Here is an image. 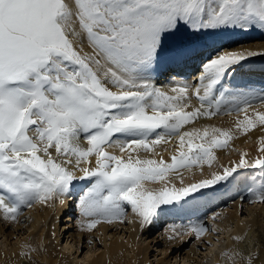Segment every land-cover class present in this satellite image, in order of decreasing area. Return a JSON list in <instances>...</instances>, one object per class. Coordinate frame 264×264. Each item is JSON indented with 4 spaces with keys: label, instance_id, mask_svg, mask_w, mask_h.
<instances>
[{
    "label": "snow or ice",
    "instance_id": "1",
    "mask_svg": "<svg viewBox=\"0 0 264 264\" xmlns=\"http://www.w3.org/2000/svg\"><path fill=\"white\" fill-rule=\"evenodd\" d=\"M253 27L264 30V0H0L3 220L17 223L21 210L36 203L63 206L74 181L88 180L77 204L82 230L122 221L125 204L143 229L162 206L195 201L204 195L200 189L235 179L237 169L264 174L261 136L260 154L251 160L241 151L238 161L209 178L181 187L147 186L178 169L211 165L214 150L228 147L230 129L205 124L183 130L194 120L235 112L244 114L234 123L241 132L264 126V111L253 107L264 105V89L233 93L224 86V77L242 73L241 62L259 53L209 43L220 31ZM200 48L210 55L202 57L194 85H157L158 76L176 71ZM173 138L168 161L134 155L152 153ZM250 202L264 203V180L250 189ZM206 231L203 223L166 229L170 240L199 239ZM221 256L254 264L251 253L246 260L236 251Z\"/></svg>",
    "mask_w": 264,
    "mask_h": 264
},
{
    "label": "bare ground",
    "instance_id": "2",
    "mask_svg": "<svg viewBox=\"0 0 264 264\" xmlns=\"http://www.w3.org/2000/svg\"><path fill=\"white\" fill-rule=\"evenodd\" d=\"M238 32H240L239 29H236V30L229 29L227 31H220L213 38L214 44H213V41H210L209 43L212 44L213 46L221 47L222 45H226L228 42L235 39L236 36L234 37V35H237ZM254 48L255 47L253 45L247 43L246 45L235 46L234 48L229 49V50L248 49V50L259 53L256 56L248 58L247 61L241 62L243 64V67H245L244 71H243V72H245L244 75L230 74L229 76L224 77V86L227 87L230 92L236 93V92L255 91V90L260 88L259 85L263 84L264 72L262 71L261 75L259 76L256 74L257 72L255 70H259L262 67H264V55H263V53L258 52L257 49H254ZM88 50L89 49L85 45V51H88ZM208 53H209V50L207 48L197 49V55H194L193 58L197 57L198 63L192 62L189 65V62L193 59V58H191L185 64L181 65L178 68V71H176V72L173 71L175 73H173V72L169 73L167 75V77L164 80H161V82L157 85L161 86V87L167 85L170 87L171 83L177 82V81L188 82V83L194 85L197 82L196 79L199 76V72L202 70L201 67H198L201 65L200 61H201L202 57H206L210 54V53L209 54ZM186 71H187V73L189 72V75L184 77L183 75H184V73H186ZM249 71H254L255 72L254 75L256 77H263V78L262 79L260 78L259 80H257V78H255L253 73H249ZM163 77L164 76H159V77H157V79L160 80ZM254 79H255V83L258 82L259 85L255 86V88H250L252 85L250 83H254L253 82ZM255 93H257V92H255ZM218 94H219V92L217 91V95ZM197 103H198L197 100L193 97L192 98V104L195 105ZM253 107H255V106H253ZM259 111H261V110H259ZM263 111H264V109H263ZM233 113L228 114L231 117H224V114L215 115L216 119L211 121L212 123H215L218 126L221 124V127H223L222 129H230L231 133H232V139L229 141L227 148H221V149H215L214 150L216 159L217 158L222 159L225 156H227L224 160L222 159L223 160L222 162H219L220 164H223V166H226V167H229V165L231 166L232 161H238L239 153L241 151L247 153L246 159H249V160H251V159L255 158L257 155H259L260 153L257 152V149L259 147L258 137L264 136V126L259 125V124H257V126L255 128L251 129L250 131H248L246 133L237 130L234 127V123L238 118L243 119L244 114H242V115L239 114V116H238L237 113L235 115ZM225 114H227V113H225ZM247 114L252 115L251 110H249V112ZM221 115H223V117ZM220 116L222 118L219 119L218 117H220ZM226 121H230V122H226ZM250 137H254L253 140H251V139L249 140ZM172 145L173 144H172V140H171L167 144L162 143L160 145H157L152 153H143V151L140 150L138 153H134V155L138 154L142 158L148 157V158H155V159H160L161 157H163L165 161H168L170 158V155L173 154L175 151V147L172 148ZM168 147H171L172 152L169 153V151H167ZM106 150L115 151L116 154H119L118 149L109 148ZM216 159L213 160L212 163L214 161H216ZM207 166H208V164H202L199 167H192L190 169H187V168L186 169H178L176 172H169V174L165 178L164 182H159V184L153 183V185L155 184L154 186L157 185L156 187L159 188V187H162L163 184L166 182V183H168L169 186H171V183H170L171 179H176V178L179 179V177H182V176L193 175L194 173H197L198 171H200V172L203 171L202 172V173H204L203 177L206 179V178L210 177V175L214 172H222L223 168H224L223 166L222 167L219 166L218 163L211 166L212 169L211 168L208 169ZM255 170L256 169H237L235 177H236V180L240 182L239 185L241 186V189L240 188L239 189L241 191L246 188L245 192L247 193L251 188H255L256 185H258L260 187L262 180H264V174H262L261 172H258L257 170L255 171ZM261 175H262V178L260 179ZM257 178H259V179H257ZM84 182H85V180L74 181L72 195L70 197H68L65 205H63V206L59 205V203L57 202L56 209L54 210V212H53V209H51L52 207H48L46 204L36 203V205L34 204L35 207L32 206L33 208L32 207L26 208L25 211L28 212V210H29V214L32 215V216L28 215V217H30V219L27 221L26 227L32 228L29 231V232H32V230H34L33 228L38 226L39 232L35 236L31 235V234L23 235V237L18 241L16 240L15 242H12L11 244H10V242H8L10 244L8 248H3V249L0 248V264H2L4 262H8L9 260L14 261V262L19 261L18 259H20V257H21L20 252L26 250V248H22V245H28V244L32 245V244H30L31 242L28 243V241H32L33 245L35 244V242H37V244H39V246L43 247V253L44 254L46 251L48 255L56 256L58 259V263L60 264V262H61V264H62V259L60 258V255H61V257L64 256L63 251H65V253H66V251H67L66 248L73 246L74 241H76V240L78 241V237L74 238L75 235L71 231L69 232V230H67L68 234L66 236L65 243L63 245L57 244V241H58V231L56 230L57 220L64 216V215L61 216L60 213L62 210H64V208L66 206H68V208H69L72 205V202H74L72 206H75V204L76 205L78 204V202L77 203L75 202L76 201L75 199L77 197L76 195H78V193L85 187ZM154 186H152V187L154 188ZM231 189H232V186L225 187V188L220 187V188H216V189L215 188L214 189H208V191L205 192L206 194L204 193V195H202L201 198L198 196L199 198H196L195 201L192 200V202L189 204V206H187V203H185L186 207L182 206V208H181L180 207L181 205L177 204L174 207V208H177L174 210L175 212H173V210L169 211L170 210L169 207H167V209H166L165 208L166 205H165V206H163V208L165 210L162 212H159V214L153 218L154 222L152 223V226L156 225L157 222L160 221V220H158V217L160 219V215L164 216L166 214V212L167 213L172 212V213H174L173 215H176L175 213H178L180 216L183 215L184 217H192L196 213H199L201 209L204 210V208L206 207V203L209 204L210 202L212 203L214 201L216 203L221 202L223 199H225V196L228 194L227 191L228 190L230 191ZM82 194H83V192L81 193V195ZM247 195H249V197H250V192L247 193ZM79 197H78V200H79ZM203 198H205L207 200L202 201V200H204ZM186 199L188 200L189 198H186ZM237 203L238 202H235L233 204L234 209H236V211H238ZM185 204H183V205H185ZM261 209H262V210H260L261 212H257L254 210L255 212L252 213L250 220L240 219L239 215H237L235 212H232L231 210H225L224 214L221 216V220L223 219V221L225 220V222L220 223L221 227H215L213 225L212 228H215L216 231L212 232V234L215 233L217 236V234L219 232L223 233L224 228H226L228 226L227 223L233 222V224H235L233 234L237 235V234L241 233L244 235L246 242L241 244V246L243 247V250L246 251L251 244L250 241H251V236H252L251 235L252 232L250 230H246L248 223L249 222H252V223L256 222V220L258 219V213L264 215V203L262 204ZM51 212H52L51 222L45 223L46 218H48V216L51 214ZM167 215H170V214H167ZM180 216H177V217L180 218ZM68 218H69L68 215L65 216L64 223H62L63 228L67 227L68 224H66V220ZM80 219H81V216H79V218L76 217V219H75V223L78 227H79L78 221H80ZM127 219L129 221V223L126 224L125 227L128 230V236L125 239L119 238L117 236V234L115 235L114 233L108 234V236H106L105 235L106 234V232H105L106 224L100 223L101 225H98L99 226L98 230H99L100 235H101V236H99V239L104 244H103V248L101 249V251L99 253L95 254V256H94V254H93V256L90 255V257L92 256V260L89 264H143V263H145L144 261L147 259V256H145L146 255V249L149 245L146 244L144 246H140V243H138L137 240H139L138 236H139V232L141 231V227L139 226L137 218L135 217V215L131 211L128 212ZM195 223H200V221L196 220ZM18 224H19V222L15 223L14 226H17ZM189 224H191V223H189ZM189 224H187V225H189ZM187 225H180V226H187ZM152 226L149 225L147 227L152 229ZM171 226H178V225L174 224ZM166 229H169V227ZM218 230H219V232H218ZM0 232H2L1 234L5 238V234L2 231V225L0 226ZM165 232H166V230H165ZM53 233H55V236H53ZM166 233H168V232H166ZM120 235L123 236L122 234H120ZM204 235H206V236H204V237H206V239L210 240L211 236H207V234H204ZM7 237H8V235H7ZM7 237L2 240L3 241L2 243H5L7 241ZM46 238H49V239H48V241L44 242L46 240ZM106 239H109V242H107ZM229 239H230V237H229ZM179 241H181V240L180 239H178L177 241L172 240L171 245L176 246L179 243ZM163 248H164V250H166V246ZM174 248H176V247H174ZM191 250H193V249H191ZM257 252H258L257 254H254V259L257 260L259 264H264V247H260L257 250ZM37 253L38 252H36L35 254L37 255ZM88 254H90V252ZM127 254H128V256H127ZM45 256L46 255H44V257ZM184 256L187 257L190 255H189V253L188 254L186 253L183 255V257ZM218 256L219 255H216L215 260L218 259ZM90 257H88V258H90ZM72 258H74V256L70 255L69 260ZM23 260H24V258H23ZM255 260H254V264L257 263ZM47 263L53 264L52 261L49 262V260ZM71 263L73 264V262H71ZM217 263L223 264L222 260H219V261L217 260Z\"/></svg>",
    "mask_w": 264,
    "mask_h": 264
},
{
    "label": "rangeland",
    "instance_id": "3",
    "mask_svg": "<svg viewBox=\"0 0 264 264\" xmlns=\"http://www.w3.org/2000/svg\"><path fill=\"white\" fill-rule=\"evenodd\" d=\"M237 35H234V37L236 36L235 39L232 38L233 40L228 42L226 45H222L221 47L218 46V50L220 48L232 49L235 46H243V45H246L248 43V44L253 45L255 47L254 49H257L258 52L263 53V55H264V52H262V49H264V30L257 28V27H253L251 29H247L244 31L240 30V32H238ZM200 63H201V61H200ZM198 67H201V65ZM244 68L245 67H243V69ZM255 71L257 72L256 74L260 76L261 75L260 73H262V71L264 72V67H262L259 70H255ZM258 72H260V73H258ZM242 73H239L237 75H244L245 72H242ZM249 73H253V75L255 74L254 71H249ZM166 77L164 76L160 80L156 79V83L159 84L161 82V80H164ZM255 78H257V80H259L260 78L262 79L263 77H256L255 76ZM196 81H197V79H196ZM254 81H255V79H254ZM250 84H252L250 88H255V86L259 85L258 82H256V83L254 82V83H250ZM263 84H264V82H263ZM262 85H259V87H260L259 89L255 90V91H249V92L255 93V92L260 91L261 89L264 88V85L263 86ZM253 106H255L258 111L259 110L263 111V109H264V105L253 104ZM233 114L235 115L236 113L234 112ZM221 116L223 117V115H221ZM221 116L218 118L219 119L222 118ZM224 117H231V116H229L228 114H224ZM214 119H216V116H213L211 119L200 117V118L194 120L189 125H186L183 130H191L192 128H200L202 130L203 125H205V124L215 125L218 128H223V127H221V124L218 126L215 123H212L211 121H213ZM226 122H230V121H226ZM30 135H31V133H30ZM253 138L254 137H250L249 140L250 139L253 140ZM172 144H173L172 148H174L175 147V145H174L175 144V138L172 139ZM167 151H169V153L172 152L171 147H168ZM143 153H147V152L143 151ZM226 157L227 156H225L222 159L224 160ZM222 159L217 158L216 161L211 163V165L207 166L208 169H210L211 166H213L217 163L219 164V166L222 167L223 164L219 163V162L223 161ZM223 167H226V166H223ZM256 170L258 172H260L258 168ZM202 172L203 171H201V172L198 171L197 173H194L193 175L182 176V177H179V179L178 178L171 179L170 180L171 186L172 185H175L176 187L186 186L190 183H195V182L199 181L200 179H205L203 177L204 173H202ZM235 175H236V173H233L234 177H235ZM261 178H262V175L260 176V179ZM257 179H259V178H257ZM181 182H183V184ZM84 184H85L84 185L85 187L78 193V195H76L77 196L75 199L76 203L78 202V197L81 195V193L86 191L87 188L90 186L88 180H85ZM155 184H159V182H157ZM239 184H240V182L236 180V177H235V179L230 177L228 181H220L216 185H212L208 188L200 189L199 192H202L203 194L205 193L206 190L208 191V189H214V188L216 189V188H220V187L225 188V187L232 186L233 190L231 189L230 191L229 190L227 191L228 194L225 196V199H223L225 201H223V200L221 201L223 203H221V202H218L221 204H218L216 202L212 203L213 205H211L209 207H205L204 210L201 209L199 213H196L192 217H184L183 215L180 216L178 213H175L176 215H173L174 213H172V212L171 213L166 212V214H165L166 216L160 215V219L158 217V220H160V221L157 222L156 225L152 226V223L154 222V221H152V223L150 224V226H152V229L147 227L149 225L145 226L143 229L141 228V231L139 232V236H138L139 240H137V241H138V243H140V246H144L146 244L149 245L146 249V255H145V256H147V259L144 261L145 263H143V264H160V263L161 264H218L217 260L218 261L222 260L223 264H232V260H230L228 256H221V252H225V251H227L229 254H231L233 251L240 252L241 256L245 260L247 259L248 254L251 253L253 258H254V254L258 253L257 250L260 247H264L263 246L264 245V215L263 214L258 213V219L259 220L257 219L258 221L256 220V222H254V223H252V222L248 223L246 230H250L252 232L251 233L252 236H251V241H250L251 244L248 247V249L246 248L247 249L246 251L243 250V247L241 246V244L246 242L245 238H243V240H241V241H236L233 239L234 236L244 237V235L241 233H239L237 235L233 234L234 225H235V224H233V222L227 223L228 226L226 228H224L223 233L219 232V230H218L219 233L217 234V236L215 233L212 234V232H214V231H211V229H213L212 228L213 225L215 227H221L220 223L225 222V220L224 221H223V219L221 220V216L224 214L225 210H231L232 212H235L237 215H239L240 219H243V220H250L252 213L255 211L261 212L260 210H262L261 206L263 203L250 202V197H249V195H247V193H249L250 190L247 193L245 192L246 188L241 191L240 190L241 186ZM154 185L152 183V184H148L147 186L151 188ZM156 186H154V188H157ZM258 189H259L258 185H256L255 188H251V190H254V191L258 190ZM192 195L195 196L196 194L194 193ZM199 197L201 198V196H199ZM199 197L197 196V198H199ZM227 197H229V198H227ZM242 197H243V199H242ZM205 198H203L204 200H202V201H206L207 199H205ZM191 202H192V200L188 199L187 206H189V204ZM233 202L234 203L238 202L237 203L238 211H236V209H234V205H233L234 203ZM73 203L74 202H72V205H73ZM207 204L208 203H206V205ZM35 205L33 204V207H35ZM72 205L69 208H68V206H66L67 208L65 207L64 210L61 211L60 215L61 216L64 215V216L57 220V225H56V230L58 231L57 244L63 245L65 243L66 236L68 234L67 230H69V232L71 231L75 235L74 238L78 237V241L76 240V241H74V243L72 242L73 246L66 248L67 249L66 253H65V251H63L64 256L61 257V255H60V258L62 259V264H72L71 262H73V264H78V263L79 264H89L91 262L93 254L95 256V254L99 253L101 251V249L103 248V244H104L99 239V236H101V235H100V232L98 230V227H99L98 225H101L100 223L106 224V227H105V229H106L105 235L106 236H108V234L114 233L115 235L117 234V236L119 238H122V239L127 238L128 230L125 226H126V224L129 223V221L127 219V214H128V212L131 211L130 205H127V204L124 205L126 215L122 221L121 220H114L110 224L106 223L104 221H101L90 232L86 229L82 230L80 227H78L76 225L75 219H76V217L79 218L80 213H79V209H78L77 205L76 204H75V206H72ZM182 206L186 207V204L182 205ZM182 206H180V207L182 208ZM167 207H169V209H170L169 211L173 210V212H175L174 210L177 209L171 205H166L165 208L167 209ZM51 209H53V212H54V210L56 209V205L54 208H51ZM25 210H26V208H23L21 210V213L18 216L19 224L17 226H14L15 223L10 224L8 222H5L3 220V217L0 215V226L2 225V231L5 234V238L8 235L7 241L5 243H2L3 242L2 240L5 238L1 234L2 232H0V248H2V249L8 248L12 242H15L16 240L17 241L20 240L23 237V235L31 234V235L35 236L39 232L38 226L34 227L33 228L34 230H32V232H29L30 229H32V228L26 227V224H27V221L30 219V217H28V215L29 216H32V215L29 214V210H28V212H26ZM213 213H217L218 215L215 218H213ZM167 214H170V215H167ZM67 215L69 216V218L66 220V224H68V225H67V227L63 228L62 223H64V218ZM177 216H180V218H178ZM51 217H52V212L48 216V218H46L45 223L46 222L50 223ZM196 220H199L200 223L202 222L203 224H205V227L207 229H209V231H206L204 234H207V236H211L210 240L206 239V237H204L206 235H204V234L199 239H197L195 237V235L193 234V235L184 237V239L179 241V243L176 246H172L171 245L172 240H170L168 238L169 234L165 232L166 228H168L174 224H177L178 226H180V225H187V224L192 223V222L195 223ZM120 234H122L123 236H121ZM229 237H230V239H229ZM48 239L49 238H46V240L44 242L48 241ZM177 240L178 239H176V241ZM89 241H91V243H89ZM106 241L109 242V239H106ZM8 242H10V244ZM28 243H30L32 245L28 244L29 247L26 248V250H25V252L27 253L26 256H23V257L21 256L20 259H18L19 261L14 262V261L9 260L8 262H4L2 264H25V263L26 264H48L47 263L48 260H49V262L52 261L53 264H59L57 257L52 256V255L51 256L48 255L46 251L44 254L43 253V247L39 246V244H37V242H35L34 245H33L32 241H28ZM165 246H166V250H164V248H163ZM174 247H176V248H174ZM191 249H193V250H191ZM36 252H38L37 255L35 254ZM89 252H90V254H88ZM186 253L187 254L189 253L190 256H187V257L184 256L183 257V255ZM44 255H46V256L44 257ZM70 255H73L74 258L69 260ZM90 255H92V256L90 257ZM216 255H219L217 260H215ZM29 256L31 257L30 259L28 258ZM127 256H128V254H127ZM88 257H90V258H88ZM23 258H24V260H23ZM255 261L257 262L256 264H259L257 260H255ZM60 264H61V262H60ZM237 264H239V258H237Z\"/></svg>",
    "mask_w": 264,
    "mask_h": 264
}]
</instances>
